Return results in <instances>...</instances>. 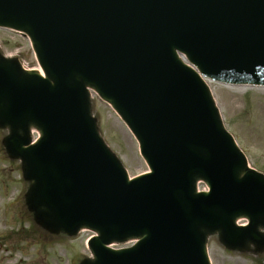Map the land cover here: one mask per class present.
I'll list each match as a JSON object with an SVG mask.
<instances>
[{"label": "water", "instance_id": "water-1", "mask_svg": "<svg viewBox=\"0 0 264 264\" xmlns=\"http://www.w3.org/2000/svg\"><path fill=\"white\" fill-rule=\"evenodd\" d=\"M0 27L29 37L45 75L0 59L7 150L25 165L44 226L97 231L88 264H209L207 231L231 248L261 244L264 177L246 168L175 50L205 75L231 67L234 80L264 84V0H0ZM86 86L128 125L151 173L128 180L97 134ZM131 237L128 249L105 246Z\"/></svg>", "mask_w": 264, "mask_h": 264}, {"label": "rangeland", "instance_id": "rangeland-1", "mask_svg": "<svg viewBox=\"0 0 264 264\" xmlns=\"http://www.w3.org/2000/svg\"><path fill=\"white\" fill-rule=\"evenodd\" d=\"M10 59L23 71L39 70L28 38L20 32L0 28V59ZM208 93L221 125L242 152L246 168L264 176V86L227 85L208 81ZM230 91L232 94H230ZM88 113L98 136L123 167L128 177L148 170L138 153L137 142L119 116L95 93L87 94ZM10 131L0 126V264H88L92 259L87 241L94 233L87 228L67 234L46 227L37 219L41 206H30L32 182L24 177L25 165L6 147ZM32 127L29 142L38 137ZM195 189L206 184L197 180ZM257 226L261 244L246 240L231 248L220 233L204 232L209 264H264V221ZM243 223V221H241ZM134 239L110 241L111 249L132 245Z\"/></svg>", "mask_w": 264, "mask_h": 264}, {"label": "bare ground", "instance_id": "bare-ground-1", "mask_svg": "<svg viewBox=\"0 0 264 264\" xmlns=\"http://www.w3.org/2000/svg\"><path fill=\"white\" fill-rule=\"evenodd\" d=\"M7 30L15 31L13 28H9V29H7ZM37 73H38L39 75H41V76L44 75L43 71H42L40 68H39V70H37ZM206 83H207V85L209 86V83H208V82H206ZM86 87H88V91H89L90 93L93 92V90H92L91 87H89V86H86ZM230 94H232L231 91H230ZM33 129H35V128H33ZM237 223H241V218H239V219L237 220ZM208 232H210V231H208ZM7 264H10V263L8 262Z\"/></svg>", "mask_w": 264, "mask_h": 264}]
</instances>
